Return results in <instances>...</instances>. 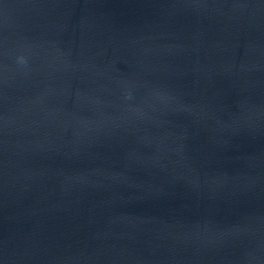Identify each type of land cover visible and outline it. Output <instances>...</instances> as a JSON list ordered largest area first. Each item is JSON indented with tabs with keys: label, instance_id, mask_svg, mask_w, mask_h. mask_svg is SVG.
<instances>
[{
	"label": "water",
	"instance_id": "95a60500",
	"mask_svg": "<svg viewBox=\"0 0 264 264\" xmlns=\"http://www.w3.org/2000/svg\"><path fill=\"white\" fill-rule=\"evenodd\" d=\"M0 264H264V0H0Z\"/></svg>",
	"mask_w": 264,
	"mask_h": 264
}]
</instances>
